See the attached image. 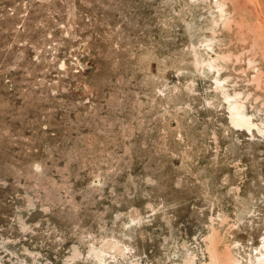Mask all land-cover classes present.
I'll return each mask as SVG.
<instances>
[{"label":"rangeland","instance_id":"374dc122","mask_svg":"<svg viewBox=\"0 0 264 264\" xmlns=\"http://www.w3.org/2000/svg\"><path fill=\"white\" fill-rule=\"evenodd\" d=\"M245 1L0 0V264L256 261L264 13Z\"/></svg>","mask_w":264,"mask_h":264},{"label":"bare ground","instance_id":"6f19581e","mask_svg":"<svg viewBox=\"0 0 264 264\" xmlns=\"http://www.w3.org/2000/svg\"><path fill=\"white\" fill-rule=\"evenodd\" d=\"M218 1V0H216ZM217 9H219V11H221L223 14L224 10L223 8L217 3ZM255 66V65H254ZM257 67V66H255ZM230 103V102H229ZM235 103V101H234ZM239 105V104H238ZM237 104L235 106H233L232 108V112L231 115H233L235 122L237 123L238 126H241L243 128H246L248 131L251 132V129L255 126V124L251 121L250 118H248L244 112H243V108L239 107ZM237 106V107H236ZM242 106V104L240 105ZM231 110V109H230ZM233 120V119H232ZM234 122V123H235ZM239 127V128H241ZM260 132L262 129H259ZM264 132V131H263ZM264 242V241H263ZM261 251L259 252L260 255L257 256L256 261L253 264H264V245L262 246V248L260 249ZM255 260V259H254ZM224 264V263H223ZM239 264V263H237ZM252 264V263H251Z\"/></svg>","mask_w":264,"mask_h":264},{"label":"crops","instance_id":"0c3cea01","mask_svg":"<svg viewBox=\"0 0 264 264\" xmlns=\"http://www.w3.org/2000/svg\"><path fill=\"white\" fill-rule=\"evenodd\" d=\"M244 2H246V1L242 0V3H244ZM251 2H252V5H255V6L257 5L260 7L259 10L256 9V11H260V12L264 13V0H251ZM252 11H254V10H252Z\"/></svg>","mask_w":264,"mask_h":264}]
</instances>
